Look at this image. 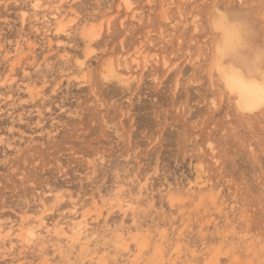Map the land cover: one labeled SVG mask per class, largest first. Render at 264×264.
I'll use <instances>...</instances> for the list:
<instances>
[{"label": "rangeland", "instance_id": "1", "mask_svg": "<svg viewBox=\"0 0 264 264\" xmlns=\"http://www.w3.org/2000/svg\"><path fill=\"white\" fill-rule=\"evenodd\" d=\"M231 72L264 86V0H0V264H264Z\"/></svg>", "mask_w": 264, "mask_h": 264}, {"label": "bare ground", "instance_id": "2", "mask_svg": "<svg viewBox=\"0 0 264 264\" xmlns=\"http://www.w3.org/2000/svg\"><path fill=\"white\" fill-rule=\"evenodd\" d=\"M224 78L228 89L237 96L238 103L241 106L240 108L245 111H250L261 106L262 101L264 100L263 85L253 83L236 72L228 73ZM71 228L73 234L79 238L83 234L85 227H83L82 224H79L72 226Z\"/></svg>", "mask_w": 264, "mask_h": 264}]
</instances>
